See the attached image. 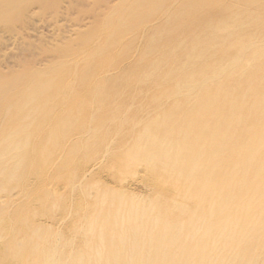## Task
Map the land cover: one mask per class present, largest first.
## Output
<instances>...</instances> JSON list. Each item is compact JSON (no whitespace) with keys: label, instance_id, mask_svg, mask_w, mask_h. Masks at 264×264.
<instances>
[{"label":"bare ground","instance_id":"6f19581e","mask_svg":"<svg viewBox=\"0 0 264 264\" xmlns=\"http://www.w3.org/2000/svg\"><path fill=\"white\" fill-rule=\"evenodd\" d=\"M84 4L0 0V52L10 54L0 65V225L4 234L12 233L0 244V256L16 245L21 230L20 208H4L23 193L44 188L46 178L36 170L51 162L37 151L53 145V154L76 155L85 145L79 136H89L94 160L77 172L84 197L95 185L86 179L110 169L108 156L97 152L110 148L113 130L96 133L107 126L112 103L123 93L133 114H148L147 123L132 131L135 161L159 184L165 176L182 204L166 208L167 217L163 211L153 218V208L118 202L99 227L82 214L72 230L81 234L80 245L94 252L53 259L41 246L35 264H152L150 249L138 246L155 228L163 234L160 247L174 248L162 256L170 264H204L195 259L203 251L210 264L223 252L215 250L220 242L233 245L220 256L221 264H264V0H214L208 6L202 0H117L97 15ZM234 5L248 7L241 19L229 11ZM229 27L235 30L217 34ZM187 40L196 43L195 51L183 48ZM177 46L182 52L175 54ZM127 158L113 161L131 165ZM35 179H44L41 186L31 183ZM109 191L92 202L83 199L75 215L82 205H102ZM189 205L192 219L168 222L176 212L185 215ZM47 221L52 227L58 220L51 215ZM199 240L206 244L196 252L190 244ZM244 245L250 250L245 248V255ZM34 246L28 239L26 249ZM20 258L14 255L16 264H26Z\"/></svg>","mask_w":264,"mask_h":264},{"label":"rangeland","instance_id":"374dc122","mask_svg":"<svg viewBox=\"0 0 264 264\" xmlns=\"http://www.w3.org/2000/svg\"><path fill=\"white\" fill-rule=\"evenodd\" d=\"M112 1L114 2L117 0H96V3L95 0H86V4L82 6L88 9L93 15H97L108 11L109 5ZM202 1H206V5L208 6L209 3L212 4L214 0ZM223 1L227 2V0ZM233 1L235 0H230V4ZM245 10H248V7L241 6L240 8L239 6L234 5L229 11L234 16V19L237 20L244 16L242 12ZM203 13H200L199 16L202 17L204 15ZM73 15L75 16V13H73ZM90 22V19H86L84 23L88 25ZM234 30V27H229L227 30H218L217 34L224 35ZM43 32V34H47L45 40L49 42V33H47L46 29ZM180 38L182 40L187 38V32L185 34H181ZM47 42H44L45 46H49ZM195 45L196 43L192 45V42L187 40L183 45V48L195 51ZM181 49L182 48L180 46H177L175 54L181 53ZM3 52L4 50L0 52V65L3 64V58H7V56L10 57L9 53L3 54ZM39 52L40 51L35 50L36 55H38ZM21 57H25V55L22 54ZM11 62L12 60L9 61V63ZM149 71L153 72L154 68L151 67ZM173 78L177 79V77ZM92 105H98V101L93 102ZM112 105L114 108L112 113L107 116V126L98 130L96 133V136L101 137L103 136L102 133L113 130L112 135L108 138L109 142L113 141L110 148L101 147L102 149L97 152V155L102 153L101 156H108L107 166L110 169L103 170L102 172L95 171V175L93 174L91 177L86 179V181L89 180L91 184L95 185L87 188V196L84 197L82 194L83 187L81 186L84 183L80 185L79 182H77L79 181L77 172L79 168L85 170V168L89 167L90 162L94 160L90 155V152H93V148L88 151L87 147L88 139L89 143L93 142L90 141L89 136H79L82 138V141L86 146H81L76 155L67 156V152L53 154L50 148L53 147V145L47 146V149L45 150L40 149L37 151L38 155H41L40 159H48L51 162L50 167H45L44 171L40 172L39 170H36L38 177L40 176L41 178H46V182L43 185L44 188L42 191H32L29 194L23 193L20 197L14 198L13 205L4 208V210L9 209V211H12L16 207L20 208L21 215L19 221L21 223V230L16 239L14 238L13 240L16 247L11 245L8 249L1 250L5 251L6 255L0 256V264H16L14 255H17V253L21 255V261L26 262V264H35L39 259V255L42 253V251H39L41 246L45 248L53 259H58L62 256V254L67 255L71 251H75L76 253L79 251L84 254H92L94 252L93 247L88 249L84 248L82 244L80 245L79 240L81 234L74 232V230H72V226H78V222L82 220L86 214L88 217L91 216L94 218L97 226L99 227L104 217L107 215L111 216L109 211L116 206L118 202L134 200L139 208H146L147 210L153 208V218H156L158 215L160 217L164 216L162 214L163 211L167 217L170 212H167L165 210L166 208L182 204L180 197L176 195L172 186L167 184L166 177L162 176L165 178V184H159L156 180V176L148 173L140 162L135 161L137 160L138 154L136 155L135 152H131L134 145V136L132 135V131L140 128L141 124L147 123L146 117L148 114L145 111L133 114L135 108L127 101L126 96L123 93H120L119 97L112 103ZM53 141L54 143L58 142L56 139ZM103 153H106L107 155ZM114 157H120L121 159L128 157L127 159H129L130 162L131 159H133V161L131 165H128L129 163H123L121 166H117L113 161ZM49 176H52V181H48ZM44 179H40L41 181L38 179V182H34L36 179L31 180V183L36 186H41V183L43 182L42 180ZM68 181H72L71 188H69L70 186L68 185ZM219 187H221V185L218 186L217 184V188ZM102 190H111L109 191L111 194L105 196L101 201L102 205L98 207H94L91 204L82 205L81 210L78 212L79 215H75L76 205H79L83 199L85 201L87 200V202H92L93 199L95 200L98 196H100L99 193L102 192ZM1 206H3L2 202H0V210ZM109 207L111 208L110 210ZM62 209L65 211L64 215L60 212ZM185 213V215H180L177 212L174 213L173 217H168V222L174 224L177 222L181 223L182 220L188 221L189 219H192L194 208L189 205L186 208ZM82 214L84 215L82 216ZM51 215L57 217L58 220L56 225L52 227H50V223L47 221L48 216ZM194 218H196V215L193 219ZM31 225H33V229L30 228L32 227ZM28 226L29 228L26 231L25 229H27ZM8 229H10V227H8ZM3 230L4 226L0 225V244L4 242L6 243L7 240H11L12 238V233L7 232L4 234ZM137 232L138 231L135 233ZM162 235V232H160V230L158 231V228H155L144 239L143 243L138 246V249L140 250H142V248L147 249V251L150 249L149 261L153 262L152 264H170V260H163L162 256L164 254L167 255V253H170L174 248L169 247L165 250L160 247V244L158 243L161 240ZM28 239H31L32 242L34 241L36 247L34 246V248L26 249ZM205 244V240H199L191 243L190 246L196 247V252H199ZM240 247L242 251H244V255L247 254L245 253V248L250 251L245 245ZM159 248L162 251H160ZM232 248L233 245H228L225 248L223 243L220 242L217 244L215 250H222L223 252L218 255L216 254L217 256H212L213 262L210 264H221L222 262L220 256L225 254L224 251H230ZM101 250L104 251V249ZM138 251L139 250L136 252ZM207 257H209L208 252L203 251V253L199 252L195 259L201 261L204 260V264H207ZM76 258L77 255L74 256V260H76ZM247 258H249V256H247ZM89 259L92 262L96 260L94 255Z\"/></svg>","mask_w":264,"mask_h":264}]
</instances>
